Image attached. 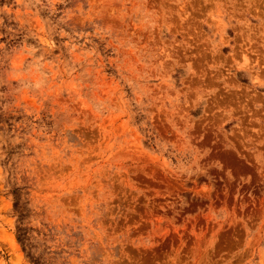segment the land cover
Wrapping results in <instances>:
<instances>
[{"label": "rangeland", "instance_id": "374dc122", "mask_svg": "<svg viewBox=\"0 0 264 264\" xmlns=\"http://www.w3.org/2000/svg\"><path fill=\"white\" fill-rule=\"evenodd\" d=\"M0 264H264V0H0Z\"/></svg>", "mask_w": 264, "mask_h": 264}]
</instances>
